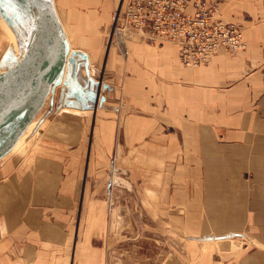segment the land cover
Returning a JSON list of instances; mask_svg holds the SVG:
<instances>
[{"label":"crops","instance_id":"obj_1","mask_svg":"<svg viewBox=\"0 0 264 264\" xmlns=\"http://www.w3.org/2000/svg\"><path fill=\"white\" fill-rule=\"evenodd\" d=\"M209 1L215 20L239 24L246 51L219 47L186 66L167 36L130 43L152 68L95 85L75 58L81 104L50 113L32 147L16 149L38 115L0 161V264H116L119 246L140 241L126 236L133 220L173 255L163 264H264V0ZM117 167L133 191L112 183Z\"/></svg>","mask_w":264,"mask_h":264},{"label":"rangeland","instance_id":"obj_2","mask_svg":"<svg viewBox=\"0 0 264 264\" xmlns=\"http://www.w3.org/2000/svg\"><path fill=\"white\" fill-rule=\"evenodd\" d=\"M53 1L59 10L63 21L62 24L65 26L64 29L66 31L65 38L68 47V58L69 60L71 59V61H67V65L63 74V83L57 86L55 88L56 91L47 98L46 105L41 110L37 118L38 121L32 128L33 133H28L25 135L21 144L18 146V148H16L19 150H28L32 147L33 143L36 141V133L41 132L40 126H42L45 118L50 113L55 114V116H60V114L58 115V112L60 111L61 106L65 104H75L78 106V102L81 104L76 91L78 88L77 86L80 83L79 79L81 78H77L75 76V78L72 79L70 73L75 71V64H71L70 62H73L76 57L78 58L76 60L78 66L76 67L78 69H82V80H84V72H91V77L89 75L85 77V81H87L86 84H100V81L102 83L101 78L107 81L111 76L109 72H148V68H152L148 63L147 55L146 57L140 55L137 58L131 56V52L129 50L130 43L147 45L148 42L145 41L138 33L130 31L127 26V28L121 33L116 31V26L118 24H122L120 21H116L115 16L117 13H119L121 18H123L127 10L129 0ZM21 21L22 23L24 22L22 15L15 9V7H13L10 1L0 0V72L1 70L4 71L9 66H12L17 61L15 60L16 57L14 56L18 55L21 48L19 47L18 42L17 47L14 48V46L11 44V40H9L14 38V32L5 28L18 26ZM139 48L141 50L142 47L140 46ZM111 51L116 52L118 54L117 57L120 59L118 65L115 68L112 67L108 57L109 52ZM85 53H87V56ZM128 57H130L129 59H134V63L132 65L128 63ZM82 80L81 82H83ZM120 83H122V81H120ZM74 90L76 92H74ZM89 139L87 137L88 145ZM128 145H131V143H128ZM138 147L141 146L138 144ZM137 149L138 153L139 149L141 148ZM131 150L134 151L132 148ZM13 152H11V154H13ZM17 153L19 152L17 151L15 154ZM141 168L142 167H137L140 179H143L144 174H146L145 176L147 177L148 175L151 177L154 176V174L142 172ZM163 177H167V180L172 182L174 180V173L169 171ZM177 179H179V174L176 180ZM143 180H146V183H148V179L144 178ZM152 187L155 189L158 188L157 183L153 182ZM133 224L134 226L137 225V232L133 231V233H127L126 236H133L131 239L134 241L135 239L137 240V238H139L138 240L140 241H138V243H130L126 246H119L115 254L116 264H163L164 258L168 254L167 252H163L164 247L162 246L161 250V247H159L157 243H154L156 241H152L151 238L142 239L140 221L133 220ZM121 238L124 240L126 237L122 236ZM143 242L146 243L145 246L143 245ZM148 243L152 245L149 247ZM112 256L113 251L110 250L108 245L105 254L107 263H110ZM172 258L173 255L169 254V256L166 258V261H172Z\"/></svg>","mask_w":264,"mask_h":264},{"label":"water","instance_id":"obj_3","mask_svg":"<svg viewBox=\"0 0 264 264\" xmlns=\"http://www.w3.org/2000/svg\"><path fill=\"white\" fill-rule=\"evenodd\" d=\"M15 1L22 7L21 15L28 26L17 61L0 72V160L13 150L47 98L63 83L68 57L54 1ZM128 174L125 167L115 168L112 183L133 191Z\"/></svg>","mask_w":264,"mask_h":264},{"label":"built area","instance_id":"obj_4","mask_svg":"<svg viewBox=\"0 0 264 264\" xmlns=\"http://www.w3.org/2000/svg\"><path fill=\"white\" fill-rule=\"evenodd\" d=\"M190 5L194 14L188 11ZM218 12V6L209 0H129L123 18L119 13L115 16L122 24L116 31L128 27L150 44L167 36L178 48L183 64L197 66L210 62L219 47L234 54L247 50L239 24L215 20Z\"/></svg>","mask_w":264,"mask_h":264},{"label":"bare ground","instance_id":"obj_5","mask_svg":"<svg viewBox=\"0 0 264 264\" xmlns=\"http://www.w3.org/2000/svg\"><path fill=\"white\" fill-rule=\"evenodd\" d=\"M10 1V3L13 5V7H15V9L18 11V12H20V14H22V12H23V9H22V7H20V5L17 3V1H15V0H9ZM56 7V9H57V12H58V14H59V17H60V19H61V22L63 23V21H62V18H61V16H60V13H59V10H58V8H57V6H55ZM2 9V8H1ZM5 11V10H4ZM5 13V12H4ZM8 14V13H7ZM9 15V14H8ZM7 15V16H8ZM10 16V15H9ZM20 18V17H19ZM23 19V18H22ZM18 20V19H17ZM24 20V19H23ZM19 21V20H18ZM26 21H28V20H26ZM15 22V21H14ZM18 23V22H17ZM21 24V25H20ZM20 24H18V26H15V27H13L12 25V29H13V31H14V33H15V35H16V37H17V39L19 40L18 41V45H19V47L22 45V43H23V40H24V37H25V35H26V33H27V24L26 23H22V21H21V23ZM63 26H64V24H62ZM65 28V26L63 27V29ZM66 33V31H65V29H64V34ZM67 35V34H66ZM11 44L14 46V48H16L17 47V44H15V43H13V42H11ZM19 50V49H18ZM15 53V52H14ZM19 54H20V52L18 53V55L17 56H19ZM70 55V54H69ZM17 56H14V57H16V59L15 60H17ZM68 56V55H67ZM67 60H68V57H67ZM66 65H67V63H66ZM2 71V70H1ZM85 112V111H84ZM25 134V133H24ZM32 137V136H31ZM17 144V143H16ZM15 148V147H14ZM13 148V149H14Z\"/></svg>","mask_w":264,"mask_h":264}]
</instances>
